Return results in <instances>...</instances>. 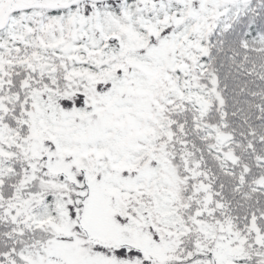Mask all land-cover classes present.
Segmentation results:
<instances>
[{"label":"snow or ice","instance_id":"snow-or-ice-1","mask_svg":"<svg viewBox=\"0 0 264 264\" xmlns=\"http://www.w3.org/2000/svg\"><path fill=\"white\" fill-rule=\"evenodd\" d=\"M0 264H264V0H0Z\"/></svg>","mask_w":264,"mask_h":264}]
</instances>
